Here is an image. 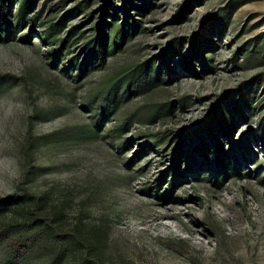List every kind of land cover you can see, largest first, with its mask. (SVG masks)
<instances>
[{"label":"rangeland","instance_id":"1","mask_svg":"<svg viewBox=\"0 0 264 264\" xmlns=\"http://www.w3.org/2000/svg\"><path fill=\"white\" fill-rule=\"evenodd\" d=\"M15 21L0 198L45 193L62 233L81 217L105 241L54 260L0 203V264H264V0H34Z\"/></svg>","mask_w":264,"mask_h":264},{"label":"trees","instance_id":"2","mask_svg":"<svg viewBox=\"0 0 264 264\" xmlns=\"http://www.w3.org/2000/svg\"><path fill=\"white\" fill-rule=\"evenodd\" d=\"M33 2L34 0H20L18 11L14 15V18L10 15L9 11L2 10L6 14L4 17L0 16V31L5 29L7 33L11 32L13 30L11 28L15 26L13 25L12 19L16 18L15 22L18 23L30 11ZM93 51L95 52V48ZM43 137L45 136L28 135L27 137V142L29 143H26L28 144L25 147L27 150L24 152L29 167L35 166L34 149ZM28 171L25 169L23 175H26ZM6 197L0 198V203L9 207L11 214L16 217L18 216L22 220L18 228L15 226L20 231L18 235L19 239L26 241L24 235L26 236L28 234L30 236L31 232H42L45 235L57 236L55 247L58 249V255L54 260L62 259L65 254L64 251H68L71 249L70 247L79 250V245L81 249L86 250V253L93 257L99 258L103 254L105 238L100 224H86L79 217V219H76L72 223L70 228L62 233V207L58 204L49 205L47 202V194L42 193L36 195L16 186L13 192ZM9 252L12 257H17L18 259L19 253L13 249H10Z\"/></svg>","mask_w":264,"mask_h":264}]
</instances>
